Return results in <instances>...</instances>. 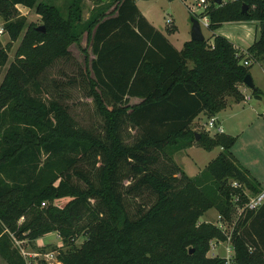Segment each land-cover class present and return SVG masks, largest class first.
I'll list each match as a JSON object with an SVG mask.
<instances>
[{
	"label": "trees",
	"instance_id": "16d2710c",
	"mask_svg": "<svg viewBox=\"0 0 264 264\" xmlns=\"http://www.w3.org/2000/svg\"><path fill=\"white\" fill-rule=\"evenodd\" d=\"M112 1L111 12L94 9L82 19V0H68L64 12L46 0H0L7 15L13 3L33 6L43 23V31L27 28L0 80V258L24 264L10 234L31 241L56 230L69 244L58 251L61 264H223L204 253L207 241L224 232L198 217L213 207L229 219L230 195L242 205L241 185L250 194L261 187L231 154L230 134L197 132L202 148L220 147L198 174L187 175L170 154L190 145L195 131L188 125L197 113H216L226 98L241 97L248 65L221 34L211 42L184 40L177 49L134 0ZM203 13L211 30L228 20L261 25L264 0H209ZM22 26L16 18L4 23L11 38ZM83 32L92 53L83 76L100 131L77 124L60 100L31 92L40 86L36 75L68 57V44ZM245 49L259 58L264 30ZM129 96L140 99L128 103ZM127 128L135 129L130 140ZM142 192L151 201L131 207L128 196ZM63 196L61 206L52 203ZM75 235L83 237L79 246L68 241ZM230 239L234 264H264V199L236 215Z\"/></svg>",
	"mask_w": 264,
	"mask_h": 264
},
{
	"label": "rangeland",
	"instance_id": "374dc122",
	"mask_svg": "<svg viewBox=\"0 0 264 264\" xmlns=\"http://www.w3.org/2000/svg\"><path fill=\"white\" fill-rule=\"evenodd\" d=\"M46 1L54 3L64 12L68 0ZM224 1L221 0V2ZM134 2L140 13L156 28L165 33L169 32L171 34L170 32H172V36L175 37L173 41L187 39L189 37L191 17L200 18L206 16L203 13L206 6L202 8L199 5L191 4L189 0H134ZM113 6L114 1L112 0H82L80 17L85 19L90 10H99L100 8L104 9V13L111 12ZM168 17L171 19L169 24L166 23V18ZM14 18L20 20L23 26L15 38H11L7 30L0 38V60H2L0 62V80L6 71L9 61L13 57L19 39L23 36L27 28L43 25L40 15L36 12L35 8L23 3H13L9 15L0 11V21L3 26L6 21ZM199 26L201 32L207 35L208 32H206V29L208 28L206 27L205 29L201 24ZM209 36L210 41H208L211 42L212 35ZM89 41L88 35L83 32L77 41L70 42L67 46L69 56L66 58L57 57L49 65L45 66L36 75L40 84L39 89L36 91L32 89L31 92L42 97L44 100L50 98L60 100L77 124L90 128L93 131H100L102 117L96 111L91 96L87 94L88 84L83 76L88 66L89 58L92 56ZM244 50L243 54H245V58L241 59V62L247 65V61H250L248 64V72L251 75L254 86H257L261 92L258 95L259 97L252 95L249 87L242 83L240 85L242 88H239L241 92L240 100H234L221 114L225 119V123L229 127H232L233 133H237V144L240 146L246 145L249 149V156L253 164L252 171L260 175L262 179L261 183L264 185V53L259 58L254 59L250 56V53L246 52V49ZM133 100L136 99L129 97L128 103H132ZM230 100V97L226 98L227 102ZM213 114H208L203 111V114L198 119L192 122L190 121L189 128L195 132H205L208 135L220 133L215 132L213 127H206L207 117ZM126 130L129 133L128 140H130L135 135V129L127 128ZM247 144H249V147ZM190 145H192L190 148L178 146L171 151L170 155L173 162L178 164L187 175L192 176L200 172L206 163L211 160L213 154L211 151L202 148L195 138H193ZM166 155L167 153L164 152L165 157ZM81 164L84 169L89 167L87 162H81ZM72 179L82 184L81 180L76 177H72ZM125 183L127 181H123V184ZM231 185L233 184L231 183ZM240 187L244 194H255H250L249 190L242 185ZM232 196L230 195L229 198L232 210L229 219L220 217L213 207L206 209L198 217V221L211 222L216 226L220 224L219 228L225 234V238L223 239L212 237L207 241L205 256L224 255L225 247L232 246L230 236L233 221L239 210L238 206L244 204L237 206V200L236 202L233 201ZM128 198L131 199L129 203L131 207H134L139 202L148 204L152 199L151 195L146 192H142L137 197L128 196ZM67 199V196L54 198L52 203L56 206H61ZM20 221L21 217L18 219V222ZM82 239L83 237L81 235H75V237H69L68 241H71L73 245L79 246ZM9 241L24 264H61L57 257L58 251L64 250L69 246V244L62 242L56 230L45 232L31 241L26 239L19 240L10 234ZM0 264H7V262L0 258Z\"/></svg>",
	"mask_w": 264,
	"mask_h": 264
},
{
	"label": "crops",
	"instance_id": "0c3cea01",
	"mask_svg": "<svg viewBox=\"0 0 264 264\" xmlns=\"http://www.w3.org/2000/svg\"><path fill=\"white\" fill-rule=\"evenodd\" d=\"M222 1H224V0H222ZM158 30H160V29H158ZM260 30H261V25L256 20H228V21H222L219 24V26H217L213 30L206 29V32H208L207 35H204L203 32H201V33H202L203 37H206V38L209 37V39H208L209 41H210L209 35H212V34H221V35L225 36L233 44V46L237 50V53L242 54V58H245V54H243V51H245L244 49L256 37H258V35L260 34ZM161 32L166 36L168 41L177 49L181 47L182 42L184 40L189 39V37H188L187 39H181V40H177V41L174 40L173 41V39L175 37L172 36V32H170L171 34H169V32L168 33H165L163 31H161ZM249 62L250 61H247V65L249 64ZM240 87L241 86L238 85V88H240ZM129 97L136 99V100H133L132 103L137 102L140 99L139 97H136V96H129ZM232 102H234V100L231 99L230 101L227 102V104L223 107V109L217 111L213 115L216 117L217 123L221 126V132L230 134V135L235 137L233 143L229 147V150H230L231 154L233 155V157L235 158V160H237L242 166H244L249 171L251 176L258 182L261 189H263L264 185H262V183H261L262 179H261L260 175L259 174L257 175V173H255V171H252V168H253L252 165L253 164L251 161V157L249 156L250 155V152L248 151L249 149L246 147V145L240 146L239 144H237V142H236V134L237 133H233L234 131H232V129H231L232 127L231 126L229 127L225 123V119H224L223 115L221 114L226 107L228 108L231 105ZM202 114H203V111L197 113V115L195 117H193L191 122L198 119L199 116ZM190 146H192V145L186 146V148H188V147L190 148ZM247 146L249 147V144H247ZM219 148H220L219 146L218 147L214 146L211 149H208V151H211L213 154L211 158H213L218 153Z\"/></svg>",
	"mask_w": 264,
	"mask_h": 264
},
{
	"label": "built area",
	"instance_id": "2783aa9c",
	"mask_svg": "<svg viewBox=\"0 0 264 264\" xmlns=\"http://www.w3.org/2000/svg\"><path fill=\"white\" fill-rule=\"evenodd\" d=\"M189 2L191 4H196V5H199L202 8H204L205 6L208 5L209 0H189ZM166 21H167L166 23L169 24L171 22L170 17L166 18ZM198 21H199V24H201L205 28L207 27L208 21H207L206 16L198 18ZM5 33H6V29L3 26L2 22L0 21V38ZM244 62H245V60H244ZM206 127H208V128L213 127L215 132H221V126L217 123V119L214 115H210L209 117H207ZM232 184L236 185L235 182H232ZM260 190H261L260 192L255 193L253 195H247V199L242 206H238V204H237V206L239 207L237 214L243 209H254L261 203V201L264 199V188L260 189ZM232 197H233V201L236 202V200L238 199L237 196L235 195ZM42 203L43 202H41V204ZM217 227H220V224H218ZM220 257L223 259V264H234L233 263V248H232V246L231 245L226 246L225 247V254L220 255Z\"/></svg>",
	"mask_w": 264,
	"mask_h": 264
},
{
	"label": "water",
	"instance_id": "95a60500",
	"mask_svg": "<svg viewBox=\"0 0 264 264\" xmlns=\"http://www.w3.org/2000/svg\"><path fill=\"white\" fill-rule=\"evenodd\" d=\"M212 1L217 4L221 2V0H212ZM244 9H245V5L242 4L241 10L243 11ZM190 20H191V25H190L189 39H195V40L203 39L198 18L191 17ZM35 28L37 30L43 31V26H37ZM263 30H264V22L261 23V31ZM242 83L249 88H252L254 86L252 78L249 73L244 74V76L242 77ZM197 137H198V133L194 132V138L197 139ZM188 250H190V248Z\"/></svg>",
	"mask_w": 264,
	"mask_h": 264
}]
</instances>
